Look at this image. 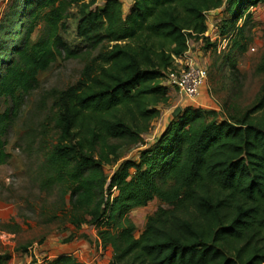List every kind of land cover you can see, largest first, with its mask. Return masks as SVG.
Segmentation results:
<instances>
[{
	"label": "trees",
	"instance_id": "obj_1",
	"mask_svg": "<svg viewBox=\"0 0 264 264\" xmlns=\"http://www.w3.org/2000/svg\"><path fill=\"white\" fill-rule=\"evenodd\" d=\"M93 2L9 4L0 21V164L9 157L5 136L40 72L59 57H80L61 35L76 5L86 47H107L54 113L57 136L38 168L40 191L59 193L49 220L93 224L99 245L113 251L108 264H264V82L240 114L187 105L145 141L160 105L169 104L166 75L176 58L191 38L210 40L207 14L225 6L232 18L250 19L264 0H131L127 11L121 0ZM235 27L230 20L221 35L244 52L251 39L244 25L226 34ZM258 70L264 74V56ZM122 142L144 147L117 163ZM107 165L116 166L111 174ZM155 198L167 206L136 237L131 212ZM11 257L0 253V264ZM44 263L87 264L64 253Z\"/></svg>",
	"mask_w": 264,
	"mask_h": 264
},
{
	"label": "rangeland",
	"instance_id": "obj_2",
	"mask_svg": "<svg viewBox=\"0 0 264 264\" xmlns=\"http://www.w3.org/2000/svg\"><path fill=\"white\" fill-rule=\"evenodd\" d=\"M11 1L0 0V21ZM104 1L94 0L90 7L101 6ZM122 1L127 11L131 0ZM250 14V19L248 13L241 19L232 18L225 6L207 14V33L209 36L212 34V40L206 43L203 38H191L189 41L190 48L194 47L198 52L197 63L206 67L208 72L200 93L189 99L169 87V104L160 105L161 117L152 122L145 135L146 142L155 139L177 107L189 105L216 110L219 117H228L240 114L258 100L264 82V74L258 70L264 56V3L253 7ZM78 20V6L72 5L61 35L72 48L82 50L80 57H59L49 69L40 72L38 82L25 97L18 118L5 136V150L9 157L0 164V253H9L12 257L4 264H45L46 258L51 259L60 253L73 255L87 264H108L113 256L110 247L104 249L99 246L97 228L90 222L76 228L61 215L59 220H49L58 205L59 193L55 189L46 194L39 188L38 168L47 146L57 136L53 120L57 106L65 93L85 78L99 52L107 47L103 45L92 51L87 48L77 33ZM230 20L236 27L226 34L234 29L238 31L244 25L247 37L251 39L244 52L230 45L229 35L225 38L227 47L218 48V42L225 37L221 33ZM41 28L39 25L35 29L34 40L41 34ZM245 42L241 40L242 47ZM113 142L120 143L118 140ZM143 147L142 144L122 142L115 162L136 158ZM115 167L107 165V173L111 174ZM160 206L167 205L155 198L131 212L136 237L143 232L147 217Z\"/></svg>",
	"mask_w": 264,
	"mask_h": 264
},
{
	"label": "built area",
	"instance_id": "obj_3",
	"mask_svg": "<svg viewBox=\"0 0 264 264\" xmlns=\"http://www.w3.org/2000/svg\"><path fill=\"white\" fill-rule=\"evenodd\" d=\"M207 32L205 36L211 37L212 34L209 36ZM225 38L227 37H224L223 40L220 39L222 43L218 42V48L222 47L225 49L227 47V39ZM210 39L212 40V37ZM207 73L206 67L198 64L197 60L192 56L189 46V49L182 57L176 58L174 67L169 69L166 75V82L186 98L193 99L199 95L200 88L207 78ZM100 247L102 248V246Z\"/></svg>",
	"mask_w": 264,
	"mask_h": 264
},
{
	"label": "crops",
	"instance_id": "obj_4",
	"mask_svg": "<svg viewBox=\"0 0 264 264\" xmlns=\"http://www.w3.org/2000/svg\"><path fill=\"white\" fill-rule=\"evenodd\" d=\"M123 2L124 1H122V3ZM4 8H6V6ZM0 18H1V14H0ZM194 49H195L194 47L193 48H190V52H191L192 56L197 60V54H198V52L197 51H194ZM203 102H205V101L203 100Z\"/></svg>",
	"mask_w": 264,
	"mask_h": 264
},
{
	"label": "water",
	"instance_id": "obj_5",
	"mask_svg": "<svg viewBox=\"0 0 264 264\" xmlns=\"http://www.w3.org/2000/svg\"><path fill=\"white\" fill-rule=\"evenodd\" d=\"M181 111V107H177L174 111V114L177 115L178 113H180Z\"/></svg>",
	"mask_w": 264,
	"mask_h": 264
}]
</instances>
